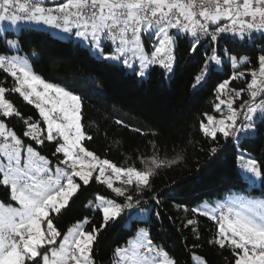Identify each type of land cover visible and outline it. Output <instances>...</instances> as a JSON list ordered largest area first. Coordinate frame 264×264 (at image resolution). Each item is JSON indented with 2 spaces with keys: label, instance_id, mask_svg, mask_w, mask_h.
<instances>
[{
  "label": "snow or ice",
  "instance_id": "6c2138e0",
  "mask_svg": "<svg viewBox=\"0 0 264 264\" xmlns=\"http://www.w3.org/2000/svg\"><path fill=\"white\" fill-rule=\"evenodd\" d=\"M9 9H13L11 15ZM53 11L61 15L54 16ZM4 20L13 25L20 20H43L62 28L64 33L88 40L99 58L119 61L134 72L136 69L124 58L125 53H139L136 58L141 61L138 71L141 77L145 75V67L151 64L172 68L175 40L169 29L194 37L193 51L200 44L199 34H202L211 42L212 53L195 77L193 87H196L214 74L212 65H222L226 60L233 69H239L252 63L247 57L233 54L229 48L217 51V46L226 35L240 42L255 39V33L264 37V0H67V3L47 11L26 0H0V21ZM221 21L228 23L221 24ZM211 25L216 27L210 31ZM142 30H149L156 37L150 56L140 45ZM103 39L119 42L115 54L103 50ZM4 43L10 49L19 47L16 39L5 38ZM257 65L247 71L233 72L215 86L219 101L215 110L222 114V118L217 120L214 116H207V124H201L206 136L215 140L220 133L225 138L239 139L241 133H252L257 123L264 121V49L257 57ZM0 69L14 78L16 86L11 91L19 93L39 109L46 124V139L57 140L55 153L62 154L59 163L65 166L63 169L53 168L50 160L0 123V157L7 161H0V185L10 190L11 200L18 205L0 203V264H94L92 247L100 229L93 227L85 231L83 224L88 223L85 219L83 224L70 228L58 248L49 253L48 247L57 244V238L61 237L52 215L61 213L79 189L89 184L94 172H98L97 182L105 184L116 197L123 198L122 202H117L104 196L97 197L96 210L103 217L101 227H106L125 210L135 209L132 215L140 214L142 203L137 196L150 188L153 169L120 168L89 151L82 143L92 137L86 135L81 125V98L70 90L45 82L32 72L26 60L18 62L0 56ZM238 79L247 81L246 88H229L230 83ZM225 90L237 99L247 92L250 100L243 101L236 108L234 99H221ZM6 91L8 89L0 87V117L19 116L13 103L6 99ZM258 97H261L259 102ZM241 115L244 119L238 126ZM25 123L28 130L23 135L43 144L44 140L37 135L39 125L27 120ZM40 132L42 134L43 130ZM215 151L213 148L212 152ZM152 162L159 166L155 158ZM109 169L117 180L123 178L127 187H114L112 178H103ZM244 171L246 178L253 183L257 179L264 181V170L255 160H248ZM247 207L246 214L229 209L228 214H221L218 219L206 212L200 214L217 219L219 232L215 244L220 248L230 246L239 250L235 252V264H264V202H253ZM115 256V264H175L166 252L154 246L143 229L136 239L128 241L127 248H117Z\"/></svg>",
  "mask_w": 264,
  "mask_h": 264
},
{
  "label": "trees",
  "instance_id": "16d2710c",
  "mask_svg": "<svg viewBox=\"0 0 264 264\" xmlns=\"http://www.w3.org/2000/svg\"><path fill=\"white\" fill-rule=\"evenodd\" d=\"M172 35L175 44L171 76H166V68L154 65L146 78H139L136 71H127L122 64L93 55L70 34L69 38L61 39L32 25L21 26L17 33L7 30L0 34V56L12 54L4 43L5 38L18 40L17 54L29 58L32 72L81 98V125L86 135L92 137L82 143L89 151L120 168L153 169L150 188L137 196L142 208L150 207L145 220L130 218L135 209L125 210L106 227H101L102 213L95 208L97 197L117 202H122L123 198L116 197L105 184L97 182L95 173L59 215H52L54 225L61 232L57 243L71 226L85 219L88 221L85 231L93 227L100 229L92 247L94 264H115L116 249L126 246L141 228L175 264H195L191 259L193 255L201 257L206 264H235V252L239 250L215 244L217 222L194 210L204 202L220 200L230 194L264 199V181L258 179L259 186L249 184L239 170V162L247 158L255 160L264 170V121L257 123L252 135L239 139L217 133L213 140L201 130V124H207V116L217 115L215 86L233 72L257 67L264 37L257 33L255 39L240 42L226 35L217 51L229 48L233 54L247 57L252 63L239 69H233L226 60L222 65H212L214 74L193 87L195 77L212 53L211 42L200 38V44L193 51L195 40L189 39L187 34L172 32ZM141 36L150 51L151 43L144 34ZM102 46L105 52H111L109 43ZM246 83L245 79L234 80L229 88H246ZM15 86L14 78L0 69V87L8 89L5 97L20 113L0 117V120L26 145L33 146L50 160L51 166H64L59 163L62 154L55 153L57 140L44 139L43 144H38L23 135L28 130L26 120L38 124L43 132L44 125L39 110L19 93L11 91ZM248 96L244 92L240 99H234L233 106L239 108ZM153 158L159 163L158 167L152 162ZM0 201L6 205L14 203L10 190L3 185H0ZM190 220L192 224L188 223Z\"/></svg>",
  "mask_w": 264,
  "mask_h": 264
},
{
  "label": "rangeland",
  "instance_id": "374dc122",
  "mask_svg": "<svg viewBox=\"0 0 264 264\" xmlns=\"http://www.w3.org/2000/svg\"><path fill=\"white\" fill-rule=\"evenodd\" d=\"M30 25H32L33 27H35L36 29H39V30H46L50 34H52L53 36H56V37L61 38V39H67V38L70 37V36H68V33H64L62 31V28L57 27V26H54L52 24L45 23L43 20H40V21H36V20H30V21L29 20H20L15 25L10 24V22L7 21V20L0 21V34L3 35L4 32L7 31V30L8 31H13L14 33H17L18 30H19V28L21 26H30ZM143 31H144L145 38L148 39L149 42L152 45L151 46V50L148 51L146 49V47L144 45V42H143V38H142L141 35H140V45L143 48L144 53L146 55H149L150 56L151 51L153 50V45H155L156 42H157L156 41V37L153 36L152 33L149 30H143ZM172 32L174 34H179V33L185 34L183 32H178L177 29H169L170 35H172ZM187 35H188V38L189 39L195 40V38L192 37L190 34H187ZM72 39L74 41H79L82 45L88 47L89 50L91 51V53L99 58L98 52L89 44V41L88 40H82L80 38L75 37L74 35H72ZM103 43H109L111 45V47H112L111 48L112 50H111L110 53L115 54L117 44L119 43L118 41H117V43H112L111 41H108L106 39H103L102 40V44ZM18 49H19V47L18 48H13V49H10L9 48V50L12 52V54H10V55H8L6 57L3 56V57H5L8 60L15 59L18 62H23V61L26 60L28 67H30L29 58L26 57V56H20L19 54H17ZM172 54H173V48H172ZM138 55H139V53H135L134 54L133 52L128 51V52L125 53V57H124V58L128 59L131 64H133L134 68L136 69L137 74H138V71H139V69L141 67V61L136 58ZM108 61H110V60H108ZM111 62H116L118 64H122L119 61H111ZM154 65H159V64H151V65H148L147 67H145V69H144L145 75L143 77H141L140 75H138L139 78H146L147 75H148V71H149L150 67H152ZM123 66L125 67V65H123ZM173 68H174V59H173V63H172V68L170 70L169 69H166L165 70V74H166L167 77H170L171 76L172 71H173ZM30 69H31V67H30ZM125 69L127 71H133L132 69H129L127 67H125ZM54 86H56V85H54ZM57 87H60V86H57ZM50 95L54 96L55 94L54 93H50ZM235 98L236 97L234 96V94L229 93L227 90H225L222 93V95H221V99H224L225 101H227L228 99H235ZM33 99H35V98H33ZM218 103H219V101H218ZM32 105L35 106V104H32ZM45 107L47 108L49 106H45ZM222 107H224V106H222ZM225 111H226V109H225ZM214 117L217 120H219V119L222 118V114L219 113V112H217V115L214 116ZM41 120L43 122V118L42 117H41ZM0 123H3V122L0 120ZM43 125H44V132L41 134V132H40L41 128L39 127V129L37 130V135L39 136L40 139H43L44 140V139H46L47 132H46V124L44 122H43ZM209 127H210V125H209ZM7 129L10 130V131H12L9 128H7ZM253 133H254V131L252 133H249V134L241 133L240 134V137L241 136H246V135H252ZM0 142H2V139H0ZM59 142L62 143V140H60ZM24 155L26 156V153H24ZM250 159L251 158L241 159V161L239 162V170H240V173L242 174V176L244 178L247 177V173L244 171V165ZM251 160H253V159H251ZM0 161H2L4 163L7 162L3 157H0ZM57 166L60 167L61 169H63L65 167V166H59V165H56V164L53 165L52 167L55 168ZM94 173L96 175H98V172H94ZM1 176H2V174H1ZM103 178H112L113 181H114V183H113V186L114 187H127V185L122 182V179L123 178H121V180H117L116 177L111 173V170L110 169L106 171L105 177H103ZM247 181L249 182V184H253V185L259 186L258 179L254 183L252 181L248 180V179H247ZM10 197H11V194H10ZM253 202H255V203L258 204L260 202H264V199L252 198V197H248V196H246L244 194H240V193H238V194H230V195H228V196H226V197H224L223 199H220V200H214V201H212L210 203L204 202V203L198 205L195 210H198L196 212L199 213V214L201 212L209 213V214H211L212 216H215L218 219L221 214H228L229 209H231L233 212L240 211V212L246 214L248 212L247 205L253 204ZM0 203H2V202L0 201ZM97 204H99V200L98 199L96 200L95 208H96V205ZM9 205H11L13 207H18V205L15 202L13 204H9ZM6 206H8V205H6ZM149 210H150V207L142 208V212L140 214L132 215V213H135V211H134V212L131 213L130 218L137 217L139 219L145 220L148 217ZM223 210H224V212H223ZM257 210H259V209H257ZM204 216H206V217L209 218L208 215H204ZM217 219H212V220H214V221L217 222ZM128 220H127V225H129ZM77 224H83V221L82 222H78L75 225H77ZM75 225L74 226H71L70 228H74ZM84 226H85V224H83V227ZM217 226H218V232H219V225H218V223H217ZM141 229H143V228H141ZM141 229H139L138 232H137V234H136V236L133 237L132 239H130L129 241L136 239L137 238V235H138V233L140 232ZM68 230L66 231V233L64 235H66L68 233ZM143 230H145V229H143ZM218 232H217V236H218ZM61 240H62V238L60 239V241L57 244L49 246L48 247V252L50 253L53 249L58 248L59 243L61 242ZM127 247H128V244L126 246L121 247L120 249H124V248H127ZM191 259H192V261L195 264H206L205 261L201 257H199V256L193 255ZM115 261H116V256H115Z\"/></svg>",
  "mask_w": 264,
  "mask_h": 264
},
{
  "label": "built area",
  "instance_id": "2783aa9c",
  "mask_svg": "<svg viewBox=\"0 0 264 264\" xmlns=\"http://www.w3.org/2000/svg\"><path fill=\"white\" fill-rule=\"evenodd\" d=\"M26 2H30V3H35V4H37V5H39L40 7H43V8H45V10L47 11L48 9H56L57 7H59L61 4H64V3H67V0H26ZM12 11H13V9H9V12H8V14L9 15H11V13H12ZM52 15H54V16H60L61 14L60 13H57V12H55V11H53L52 12ZM58 23H62V21H58ZM224 23H228L227 21H222L221 22V24H224ZM216 27V25H211L210 26V31L213 29V28H215ZM141 34H144V31L142 30V32L140 33V35ZM255 34H257V33H255ZM254 34V35H255ZM200 35V38H201V40H206V39H208V38H206L205 36H203L202 34H199ZM129 38H131V33H129ZM261 99V97H258L257 98V102H259V100ZM248 100H250V98H249V96L244 100V101H248ZM242 104V103H241ZM240 104V105H241ZM240 105H239V107H240ZM243 116L241 115L240 116V119H239V121H238V126H239V124H240V122L241 121H243ZM223 212H224V210H223Z\"/></svg>",
  "mask_w": 264,
  "mask_h": 264
}]
</instances>
